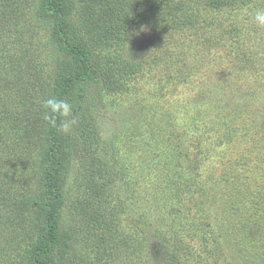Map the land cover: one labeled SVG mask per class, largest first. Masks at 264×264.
Here are the masks:
<instances>
[{
	"label": "rangeland",
	"instance_id": "374dc122",
	"mask_svg": "<svg viewBox=\"0 0 264 264\" xmlns=\"http://www.w3.org/2000/svg\"><path fill=\"white\" fill-rule=\"evenodd\" d=\"M88 1L118 10L124 33L98 50L103 63L114 62L115 84L103 90L100 104L90 94L85 134L91 146L71 160L62 186V225L83 231L78 254L96 264L119 263L117 246L100 241L104 227L126 234L143 219L148 233L190 244L200 264H264V26L260 31L252 17L254 24L233 32L237 43L213 34L204 43L187 27L168 23L153 30L140 23L129 0ZM27 34L25 60L48 78L54 56L46 27L38 23ZM126 48L144 62L123 61L118 55L126 57ZM148 50H160L162 60L156 63ZM2 53L19 62L13 54L23 52L12 45ZM19 67L0 69L4 80L21 77L24 91L14 108L37 85L32 77L25 84L27 71ZM37 151L27 158L31 180ZM11 159L4 161L10 165ZM103 160L117 171L113 180L101 175L108 169ZM95 227L98 235L91 232ZM13 230L12 223L1 224L0 264H28L29 242L7 241ZM155 244L147 245L146 264L165 258Z\"/></svg>",
	"mask_w": 264,
	"mask_h": 264
},
{
	"label": "trees",
	"instance_id": "16d2710c",
	"mask_svg": "<svg viewBox=\"0 0 264 264\" xmlns=\"http://www.w3.org/2000/svg\"><path fill=\"white\" fill-rule=\"evenodd\" d=\"M102 4L88 0H0V69L13 71L21 63L27 71L22 77L25 84L31 77L37 79L33 93L23 94L19 102L22 106L14 108L17 93L24 91L21 77L8 81L0 76V177L4 178L0 182V227L7 221L13 224L14 233L7 241L29 242L28 264H96L92 257L78 254L75 247L83 231L65 228L61 216L62 186L71 160L88 153L87 147L91 146L85 134L90 126L85 116L90 94L93 91L95 102L100 104L103 90L115 84L114 62L109 57L103 63L98 50L112 45L124 32L119 31L121 25L115 18L118 10L109 3ZM128 4L139 22L153 30L172 23L193 29L203 36L204 43L211 41L212 34L219 35L223 42L225 39L236 42L233 32L240 33L246 24H254L255 12L264 10V0H129ZM38 23L46 27L54 56L48 78L41 77V71L24 57L29 48L27 33ZM208 30L211 33L206 35ZM259 30L263 32L261 26ZM12 45L23 52L13 54L19 62L13 61L11 54L2 53L3 48ZM132 52L127 50L126 57L124 52L118 56L123 55V61L129 64L144 62L143 57L136 59ZM148 52L156 63L162 60L160 50ZM36 57L38 61L42 59L41 54ZM49 97L65 99L73 106L70 118H76V122L70 130L61 128L64 117L56 116L55 126L46 119L51 113L43 102ZM33 149L38 151L31 162L35 166V177L31 180L26 167ZM10 155L8 165L4 160ZM4 162L7 168L2 172ZM102 164L108 169L103 168L101 175L107 181L113 180L117 171L105 160ZM110 214L106 213L102 221ZM142 220L126 234L116 233L117 229L107 224L104 227L100 241L117 246L120 252L117 264L148 263L145 251L148 252L147 245L152 242L165 255L157 264H200L202 260L190 244H178L177 236L168 243L164 234L148 233ZM91 232L97 234L96 227Z\"/></svg>",
	"mask_w": 264,
	"mask_h": 264
},
{
	"label": "clouds",
	"instance_id": "9594fccd",
	"mask_svg": "<svg viewBox=\"0 0 264 264\" xmlns=\"http://www.w3.org/2000/svg\"><path fill=\"white\" fill-rule=\"evenodd\" d=\"M254 21L260 25L264 26V10H257L253 16ZM43 106L51 113L50 117H46L53 126L56 124L55 117H64L65 122L61 125L64 131H67L70 126L74 123L70 119L74 109L73 106L65 99H58L56 97H49L43 102Z\"/></svg>",
	"mask_w": 264,
	"mask_h": 264
}]
</instances>
